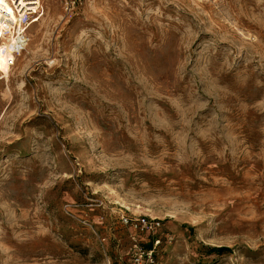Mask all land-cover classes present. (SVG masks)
I'll return each instance as SVG.
<instances>
[{
	"label": "rangeland",
	"instance_id": "obj_1",
	"mask_svg": "<svg viewBox=\"0 0 264 264\" xmlns=\"http://www.w3.org/2000/svg\"><path fill=\"white\" fill-rule=\"evenodd\" d=\"M30 34L0 57V264H128L122 214L163 220L162 264H264V0H45Z\"/></svg>",
	"mask_w": 264,
	"mask_h": 264
},
{
	"label": "built area",
	"instance_id": "obj_2",
	"mask_svg": "<svg viewBox=\"0 0 264 264\" xmlns=\"http://www.w3.org/2000/svg\"><path fill=\"white\" fill-rule=\"evenodd\" d=\"M58 1L64 17L75 15L85 2ZM5 2L0 3V57L11 69L31 41L30 28L44 18L45 0H14L15 6L12 0ZM120 222L128 233V264H162L159 259L162 246L175 241V236L165 228L163 220L146 215L122 214ZM108 264H112L111 260Z\"/></svg>",
	"mask_w": 264,
	"mask_h": 264
},
{
	"label": "trees",
	"instance_id": "obj_3",
	"mask_svg": "<svg viewBox=\"0 0 264 264\" xmlns=\"http://www.w3.org/2000/svg\"><path fill=\"white\" fill-rule=\"evenodd\" d=\"M211 253L217 254V255H224L226 251H230L229 248L226 247H220V248H212Z\"/></svg>",
	"mask_w": 264,
	"mask_h": 264
},
{
	"label": "bare ground",
	"instance_id": "obj_4",
	"mask_svg": "<svg viewBox=\"0 0 264 264\" xmlns=\"http://www.w3.org/2000/svg\"><path fill=\"white\" fill-rule=\"evenodd\" d=\"M12 3L14 4V0H12ZM14 6H15V4H14ZM29 42H30V41H29ZM29 42L27 43V45L29 44ZM27 45H26V46H27Z\"/></svg>",
	"mask_w": 264,
	"mask_h": 264
}]
</instances>
